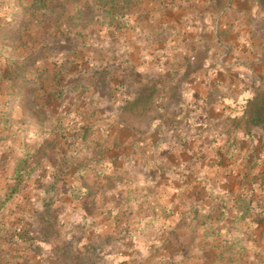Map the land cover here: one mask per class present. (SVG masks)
<instances>
[{"label":"crops","instance_id":"obj_1","mask_svg":"<svg viewBox=\"0 0 264 264\" xmlns=\"http://www.w3.org/2000/svg\"><path fill=\"white\" fill-rule=\"evenodd\" d=\"M134 4L139 7L133 9ZM134 4L122 12L121 27H109L106 33L98 29L105 37L94 51L96 65L108 69V81L122 85L119 99L98 104L94 115L122 125L117 138L122 148L104 156L110 169L122 168L103 174L75 172L82 187L98 190V199L82 203L80 209H154L153 238L162 242V251L147 254L135 246L122 250L116 264H190L178 242L192 238L188 227L194 223L189 215L195 202H212L211 186L214 194L223 188L234 196L251 182L264 187V112L252 108L256 97L264 105V0ZM17 106L18 97L0 87V176L4 162L17 156L24 134L35 130L32 125L20 130ZM137 148L142 153L131 167ZM95 154L91 150L89 155ZM88 177L99 180L86 184L82 179ZM131 177L133 184L125 183ZM131 189L137 192L125 196ZM143 195L148 200L142 201ZM126 220L98 216L94 225L125 226ZM112 240L113 250L109 242L105 245L109 260L118 258Z\"/></svg>","mask_w":264,"mask_h":264},{"label":"rangeland","instance_id":"obj_2","mask_svg":"<svg viewBox=\"0 0 264 264\" xmlns=\"http://www.w3.org/2000/svg\"><path fill=\"white\" fill-rule=\"evenodd\" d=\"M137 1L0 0V87L18 97L20 130L35 127L24 134L17 156L4 162L0 176V264H116L122 250L162 251V242L153 238L154 209L81 210L82 203L98 199V190L82 187L75 176L122 168L110 169L104 161L110 149L122 148L117 140L122 125L94 118L98 104L119 99L122 85L108 81V69L96 65L94 51L105 37L98 29L106 33L109 27H121L122 12ZM91 140H98V146ZM91 150L103 158L94 163ZM140 153L134 150L128 165L132 167ZM98 180L82 179L86 184ZM15 182L19 184L11 191ZM125 183L133 184V178ZM262 185L245 184L235 196L223 188L214 194L211 186L208 196L213 201L195 202L189 215L194 219L188 227L192 238L178 242L190 264H264ZM134 189L125 196L135 194ZM133 198L129 201H137ZM98 216L127 220L125 226L108 228L94 225ZM145 218L148 222L141 224ZM112 237L118 258L109 260L105 245L109 242L113 250Z\"/></svg>","mask_w":264,"mask_h":264},{"label":"trees","instance_id":"obj_3","mask_svg":"<svg viewBox=\"0 0 264 264\" xmlns=\"http://www.w3.org/2000/svg\"><path fill=\"white\" fill-rule=\"evenodd\" d=\"M260 99H261V96L260 97H256L255 99H253V101H252V108L254 109V108H256L257 110H258V107L264 112V105L262 104H260L259 103V101H260ZM253 116H255V114L253 115ZM264 116V115H263ZM264 118V117H263ZM98 145V144H97ZM96 154H95V157L97 158V160H96V158H94V160H93V162L95 163V162H97V161H99V160H101L102 158H103V155H102V153H100L98 156H97V151L95 152ZM24 162H25V159H24ZM23 163V162H22ZM33 168V167H32ZM31 168V169H32ZM19 173V175L21 174V171H20V167L18 168V170H17ZM19 183L18 182H15L14 184H13V186L11 187L12 189H11V191H14L16 188H17V185H18ZM15 188V189H14ZM12 194V192L11 193H9V195L8 196H10ZM3 200H5V198L3 199ZM246 204H248V202L246 203Z\"/></svg>","mask_w":264,"mask_h":264}]
</instances>
